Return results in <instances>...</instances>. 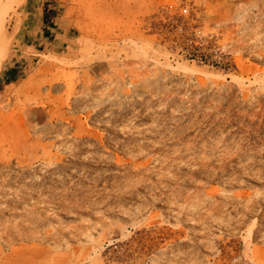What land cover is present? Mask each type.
Listing matches in <instances>:
<instances>
[{"label": "rangeland", "instance_id": "rangeland-1", "mask_svg": "<svg viewBox=\"0 0 264 264\" xmlns=\"http://www.w3.org/2000/svg\"><path fill=\"white\" fill-rule=\"evenodd\" d=\"M182 5L220 51L177 55ZM4 17L0 264H264V0Z\"/></svg>", "mask_w": 264, "mask_h": 264}, {"label": "built area", "instance_id": "built-area-1", "mask_svg": "<svg viewBox=\"0 0 264 264\" xmlns=\"http://www.w3.org/2000/svg\"><path fill=\"white\" fill-rule=\"evenodd\" d=\"M164 21L171 32L172 41L179 46L177 55L188 60H202L206 57L201 52L208 48L214 52L220 51L216 46L217 35L214 32H204L202 30V19L197 13H192L189 5H182L177 13H172L171 9L166 10Z\"/></svg>", "mask_w": 264, "mask_h": 264}, {"label": "bare ground", "instance_id": "bare-ground-1", "mask_svg": "<svg viewBox=\"0 0 264 264\" xmlns=\"http://www.w3.org/2000/svg\"><path fill=\"white\" fill-rule=\"evenodd\" d=\"M13 1L14 0H0V36H2L6 30L4 14L10 7H12Z\"/></svg>", "mask_w": 264, "mask_h": 264}, {"label": "trees", "instance_id": "trees-1", "mask_svg": "<svg viewBox=\"0 0 264 264\" xmlns=\"http://www.w3.org/2000/svg\"><path fill=\"white\" fill-rule=\"evenodd\" d=\"M9 81V80H8Z\"/></svg>", "mask_w": 264, "mask_h": 264}]
</instances>
